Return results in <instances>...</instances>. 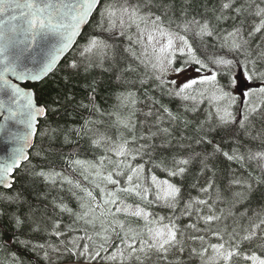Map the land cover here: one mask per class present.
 Returning <instances> with one entry per match:
<instances>
[{
	"label": "snow or ice",
	"instance_id": "1",
	"mask_svg": "<svg viewBox=\"0 0 264 264\" xmlns=\"http://www.w3.org/2000/svg\"><path fill=\"white\" fill-rule=\"evenodd\" d=\"M0 144V264H264V0H0Z\"/></svg>",
	"mask_w": 264,
	"mask_h": 264
},
{
	"label": "trees",
	"instance_id": "2",
	"mask_svg": "<svg viewBox=\"0 0 264 264\" xmlns=\"http://www.w3.org/2000/svg\"><path fill=\"white\" fill-rule=\"evenodd\" d=\"M85 31H88V28H85ZM65 60L61 61L60 67H63ZM66 75L63 71H57L53 76H50L46 80L30 85L33 87L37 93V97L41 99H47L51 96H54L56 91L65 87L62 77ZM82 83V82H81ZM75 89L78 94L83 95L79 85H75ZM113 90V85H110L107 80H103L98 85V96L97 100L102 106H107V103H110V93ZM69 122L71 121L70 117H65ZM63 122V121H62ZM259 196L260 193H257ZM10 235V232L8 233Z\"/></svg>",
	"mask_w": 264,
	"mask_h": 264
},
{
	"label": "water",
	"instance_id": "3",
	"mask_svg": "<svg viewBox=\"0 0 264 264\" xmlns=\"http://www.w3.org/2000/svg\"><path fill=\"white\" fill-rule=\"evenodd\" d=\"M39 83V82H38ZM36 84V83H35ZM0 148H3V145L2 144H0Z\"/></svg>",
	"mask_w": 264,
	"mask_h": 264
}]
</instances>
